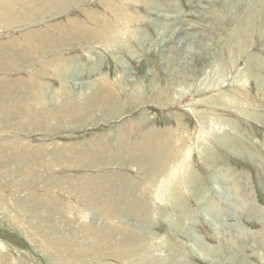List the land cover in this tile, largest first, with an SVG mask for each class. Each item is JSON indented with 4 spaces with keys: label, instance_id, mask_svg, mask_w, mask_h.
Instances as JSON below:
<instances>
[{
    "label": "rangeland",
    "instance_id": "obj_1",
    "mask_svg": "<svg viewBox=\"0 0 264 264\" xmlns=\"http://www.w3.org/2000/svg\"><path fill=\"white\" fill-rule=\"evenodd\" d=\"M0 18V264H264V0Z\"/></svg>",
    "mask_w": 264,
    "mask_h": 264
},
{
    "label": "bare ground",
    "instance_id": "obj_2",
    "mask_svg": "<svg viewBox=\"0 0 264 264\" xmlns=\"http://www.w3.org/2000/svg\"><path fill=\"white\" fill-rule=\"evenodd\" d=\"M3 1V0H2ZM39 1V0H38ZM41 2L43 1V0H40ZM51 1V0H50ZM82 1V0H81ZM29 2V1H28ZM49 2V1H48ZM57 2H58V0H57ZM65 2V1H64ZM12 3H14L13 1H12ZM71 3V2H70ZM22 4V3H21ZM29 4V3H28ZM37 4V3H36ZM51 5H52V3H51ZM18 6V5H17ZM69 7H70V5H69ZM68 7V8H69ZM30 11V10H29ZM62 12V11H61ZM64 12V11H63ZM88 12V11H87ZM6 14V13H5ZM47 14V13H46ZM28 15V14H27ZM30 15V14H29ZM87 15V14H86ZM24 16H26V15H24ZM104 16V15H103ZM99 17V16H98ZM107 17V16H106ZM42 18H43V16H42ZM108 18V17H107ZM1 19V18H0ZM74 20H75V18H74ZM63 21V20H62ZM77 21V20H76ZM2 22V21H1ZM0 22V23H1ZM28 23V22H27ZM33 23V22H32ZM78 24V23H77ZM33 25V24H32ZM28 26V25H27ZM78 26H80V23H79V25ZM39 28V27H38ZM92 28V27H91ZM104 28V27H103ZM57 29L61 32H63L64 31V28H62L61 26H58L57 27ZM50 31V30H49ZM32 32V31H31ZM28 34V33H27ZM103 34V33H102ZM108 36V35H107ZM22 37H23V35H22ZM29 38H30V36H29ZM52 38V37H51ZM92 38V37H91ZM95 38V37H94ZM102 38V37H101ZM115 38V37H114ZM16 41V40H15ZM31 41V40H30ZM22 42V41H21ZM23 43V42H22ZM28 43V42H27ZM94 43V42H93ZM31 44V43H30ZM103 45V44H102ZM3 46V45H2ZM4 47V46H3ZM70 48V47H69ZM17 49V48H16ZM23 49H24V47H23ZM30 49V48H29ZM30 51H31V49H30ZM34 52V51H33ZM31 64V63H30ZM38 73V72H37ZM33 74V73H32ZM36 74V73H35ZM28 75H30V74H28ZM38 75H39V73H38ZM33 77V76H32ZM37 77V76H36ZM24 78V77H23ZM28 79V78H27ZM36 79V78H35ZM41 79V78H40ZM30 81V80H29ZM95 81V80H94ZM100 83V82H99ZM20 85V84H19ZM33 85V84H32ZM18 87H20V86H18ZM22 91V90H21ZM113 92V91H112ZM134 92V91H133ZM107 93V92H106ZM109 93V92H108ZM92 96V95H91ZM139 96V95H138ZM103 97V96H102ZM145 97V96H144ZM121 98V97H120ZM95 99H97L96 97H94L93 98V102H97V100H95ZM139 99V98H138ZM144 100H145V98H144ZM123 101V100H122ZM110 102V101H109ZM108 102V103H109ZM127 102V101H126ZM165 103V102H164ZM85 104V103H84ZM87 104V103H86ZM101 104V103H100ZM167 104V103H166ZM91 107V106H90ZM105 107V106H104ZM164 107V106H163ZM91 109V108H90ZM90 109H88L87 111H91ZM94 110V109H93ZM132 111V110H131ZM130 113V112H129ZM115 115V114H114ZM59 120V119H58ZM64 120V119H63ZM164 131V130H163ZM161 132V131H160ZM160 134V133H159ZM161 135V134H160ZM154 141V140H153ZM150 147V146H149ZM130 162V161H129ZM54 236V235H53ZM101 236V235H100ZM101 238V237H100ZM57 239V238H56ZM103 240V239H102ZM92 241V240H91ZM90 241V242H91ZM100 246V245H99ZM97 247V246H96ZM82 248V247H81ZM87 250V249H86ZM97 252V251H96ZM132 252H136L134 249H133V251ZM145 252H147V251H145ZM102 254V253H101ZM77 256V255H76ZM56 257V256H55ZM91 258V257H90ZM95 261V260H94ZM87 262V261H86ZM105 263V262H104Z\"/></svg>",
    "mask_w": 264,
    "mask_h": 264
}]
</instances>
